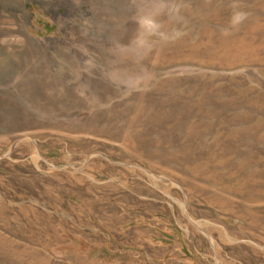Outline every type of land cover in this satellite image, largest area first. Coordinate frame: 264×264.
<instances>
[{
    "label": "rangeland",
    "instance_id": "374dc122",
    "mask_svg": "<svg viewBox=\"0 0 264 264\" xmlns=\"http://www.w3.org/2000/svg\"><path fill=\"white\" fill-rule=\"evenodd\" d=\"M0 264H264V0H0Z\"/></svg>",
    "mask_w": 264,
    "mask_h": 264
}]
</instances>
